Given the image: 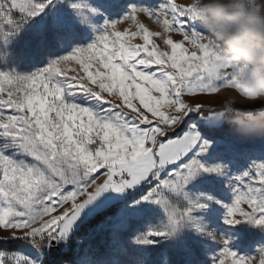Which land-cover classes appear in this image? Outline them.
<instances>
[{
    "label": "snow or ice",
    "instance_id": "snow-or-ice-1",
    "mask_svg": "<svg viewBox=\"0 0 264 264\" xmlns=\"http://www.w3.org/2000/svg\"><path fill=\"white\" fill-rule=\"evenodd\" d=\"M52 3L0 0V39ZM68 6L105 20L94 42L31 74L0 70V264H65L62 248L52 246H69L85 209L108 202L120 204L125 221L165 214L160 226L135 239L138 246L178 239L190 226L223 245L210 264H264V246L241 255L205 223L200 213L222 199L188 191L196 180L222 177L231 193L226 223L264 228V151L208 163L215 139L205 129L224 124V114L184 99L235 86L243 70L221 60L197 13L177 0H68ZM74 28L72 19L57 15L51 33L38 34L40 43L63 47ZM8 55L0 48V58ZM18 242L27 250L13 247ZM78 264L94 261L84 252ZM134 264H144L143 254Z\"/></svg>",
    "mask_w": 264,
    "mask_h": 264
},
{
    "label": "rangeland",
    "instance_id": "rangeland-1",
    "mask_svg": "<svg viewBox=\"0 0 264 264\" xmlns=\"http://www.w3.org/2000/svg\"><path fill=\"white\" fill-rule=\"evenodd\" d=\"M84 2L97 5L103 3V0H84ZM137 2L146 3L150 0H137ZM177 2L181 4L191 3V9L197 13L198 17L200 15L199 9L216 3V0H177ZM240 2L248 10L257 11L255 0H240ZM57 15H63L73 20L75 24L73 33L67 37L63 47L57 51L46 48L41 54H37L31 46L39 39L37 38L39 33H51L53 18ZM117 18L116 16L111 17L113 20ZM141 20L149 28L156 27L153 21L145 17H141ZM104 23V19L90 16L87 10L83 14L74 12L68 6V0H53V3L48 6L44 13L23 25L17 34L9 37L7 41L0 39V48L7 49L9 52L8 56L0 58V70L10 71L14 69L20 74H31L48 66L53 59L72 54L76 47L87 46L94 42L98 35L95 29ZM127 24L128 22H124L118 27L123 30ZM204 28L208 32L212 31L210 28ZM239 34L242 39L251 38L243 30ZM174 39L180 40L182 37L174 35ZM134 43H142V41L137 39ZM224 45L225 40L223 39L215 42L217 48ZM191 50L194 51L195 49ZM238 69L243 70L240 80H246L264 71V66L250 65L247 68L240 67ZM230 97L239 99L232 87L222 88L219 93L207 94L198 98L186 96L184 99L193 104L201 103L206 109H214L225 106ZM241 120H244L245 123L243 125L240 123V131L236 130V126L232 127L240 134L243 130L253 126V121H249L243 114H240ZM232 128L226 129L223 125L206 127L207 136L215 139V146L207 157L208 163L215 164L232 160L237 152L245 150L254 154L264 151V139L259 137L240 139L234 134ZM238 163L243 164L244 162L240 160ZM66 188L72 190L73 186L68 185ZM188 191L191 195L204 193L214 196L218 200H223V204L212 202L210 208L200 215L211 229L225 235L230 240L235 251L241 255H254L258 248L264 246V228L250 222L239 225L226 223L227 209L224 204L231 202V193L227 191V184L222 177L210 176L196 180L188 185ZM83 199L84 197L81 196L77 202ZM112 207L111 212L103 213ZM119 209L120 204L117 202L100 203L85 209L73 228L70 245L64 247L63 242H57L52 246L62 248L64 252L70 251L71 258L66 259L65 264L66 262L78 264L79 257L84 252L91 256L94 264H134V259L138 254H143L144 264H162L164 256H167L168 264H210V257L218 255L223 248V245L204 237L190 226H186L181 231L178 239L161 238L156 244L138 246L134 243L135 239L150 227L160 226L167 217L163 212L157 210L145 213L141 218L125 221ZM100 213L103 214L96 227L90 228L91 225L86 223ZM84 224L86 225L85 228L77 234V230ZM3 231L0 229V234ZM19 248L27 250V246L23 242Z\"/></svg>",
    "mask_w": 264,
    "mask_h": 264
},
{
    "label": "clouds",
    "instance_id": "clouds-1",
    "mask_svg": "<svg viewBox=\"0 0 264 264\" xmlns=\"http://www.w3.org/2000/svg\"><path fill=\"white\" fill-rule=\"evenodd\" d=\"M185 5L192 8L191 3ZM255 5L257 11H250L240 0H216V3L199 9L198 22L212 29L206 31L205 39L214 46L223 62L235 68L264 66V0H255ZM241 30L251 38L242 39ZM219 39L225 40V45L217 48L215 42ZM231 87L239 99L230 97L226 101L224 120L235 124L236 130L240 131V114H247L253 118V126L243 130L242 134L264 138V71L251 79L239 80Z\"/></svg>",
    "mask_w": 264,
    "mask_h": 264
},
{
    "label": "trees",
    "instance_id": "trees-1",
    "mask_svg": "<svg viewBox=\"0 0 264 264\" xmlns=\"http://www.w3.org/2000/svg\"><path fill=\"white\" fill-rule=\"evenodd\" d=\"M39 38V37H37ZM32 49L34 51H36L37 54H41V52L43 50H45L46 48H50L52 51H57L60 47H58L54 42H48L47 44H44V45H41L40 43V40L38 39L37 41H35L33 43V45L31 46ZM213 110L217 111V112H220V113H223L225 112V106H221V107H217V108H214ZM232 114H229V116H231ZM223 127H225L226 129H231L232 127H235L236 125L235 124H229L228 122H225L224 124H222ZM115 206V205H114ZM113 206V207H114ZM112 208H109L108 210L104 211L103 213H108V212H111L112 211ZM103 213H100V214H97L95 217H93L92 219H90L86 224H89L91 225L90 228H94L96 227L99 219L101 218L102 214ZM85 224L82 225L78 230H77V234L79 233V231H81L83 228H85ZM22 245V242H18L16 245H13V247H20ZM57 248V247H56ZM66 254V259H69L71 258V254H70V251L68 252H64Z\"/></svg>",
    "mask_w": 264,
    "mask_h": 264
}]
</instances>
